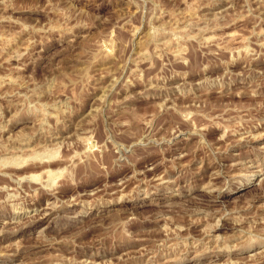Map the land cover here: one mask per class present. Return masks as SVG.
<instances>
[{
    "label": "rangeland",
    "instance_id": "1",
    "mask_svg": "<svg viewBox=\"0 0 264 264\" xmlns=\"http://www.w3.org/2000/svg\"><path fill=\"white\" fill-rule=\"evenodd\" d=\"M160 2L166 11H188L183 0ZM192 2L188 0V4ZM137 3L131 0H79L73 3V0H68L66 5L65 0H61L60 7L65 11L67 7H74L87 12L84 20L89 26L74 27L76 21L71 20L67 24L71 31L63 30L64 17L56 13H51L54 22L49 27L57 30L50 32H32L31 28L21 31L22 24L0 20V35L11 41L7 46L0 41V76H10L16 81L0 88V146H8V156L13 155L12 149L26 148L34 150L37 157L35 161L4 168L7 175H0V187L7 185L11 189L17 188L19 181L16 178L34 177L21 185L20 199H6L10 193L0 192V201H3L0 203V251L6 253L0 258V264H6L9 256L15 259L23 257L25 264H104L105 260H112L113 264H138L139 249L150 248L153 241L165 238L164 233L158 231L164 221L155 218V205L145 208L137 205L135 215L138 219L130 228L139 230L143 225L156 231L140 232L141 240L131 245L117 243L114 246L110 239L101 240L103 233L91 226L81 229L67 225L55 231L54 228L62 218H66L64 213L67 210L76 209L93 217L100 209L116 207L107 202L121 195L127 196L137 185L141 188L148 186L146 182L154 185L156 178L162 175L174 178L180 165L187 166L184 171L194 183L215 185L218 180L214 179V173L220 170L225 160L234 162L241 156H251L252 149L264 146V139H260L250 140L238 148V135L217 141L219 130L214 127L204 133L207 149L197 148L198 137L190 136L191 131L201 128L209 112L220 115L227 107L251 109L247 114L253 118L252 124L259 122L252 129L253 133L264 131V78L259 75L264 72V56L256 60H238L229 67L233 72H243V75H234L231 81L225 77L224 81L205 85L204 89H193L195 97L187 95L186 88L181 89L185 96H180V91L174 87L184 84L182 74L185 72L189 73V82L202 78L204 73L200 68L205 63L210 65L208 75L213 81L215 75H222L224 66L220 61L230 59L233 54L227 49L244 47V37L249 35L252 27L250 19L237 18L247 13L245 0H232V8H229V0H212L211 4L208 0H197V15L203 17L208 14L211 18L215 13H223L226 20L221 21V28L215 33L222 39L202 49L194 43L187 45L189 66L172 54L181 46L175 41L169 46L171 51L166 56L161 52L163 59L153 56L148 60L141 56L143 52L151 54L156 49L148 34L150 12H144L145 7L151 9L153 4L148 0L138 9ZM14 4V10L0 15H10L13 21L27 20L32 25L35 24L34 18L44 15L34 10L33 0H14ZM201 4L208 6L201 7ZM251 7L257 9L259 6L253 0ZM142 17L145 24L141 29ZM233 19H236L235 24L231 23ZM55 21H59V25ZM234 32L237 35L232 36ZM160 39L158 37L157 42ZM217 43L221 46L216 47ZM253 46L256 47L255 43ZM193 48L199 50L193 52ZM158 75L168 77L166 82L160 81L164 87L145 92L140 77L146 81ZM253 81L260 85L257 96L251 95L249 85ZM30 90H35V94ZM237 91L242 94L235 95ZM105 93H108L106 104L111 107L105 106L102 114H97L95 109L101 104L98 98ZM25 96H28L27 101ZM57 100L70 105L72 111L67 118L61 116L59 125L54 116L48 117L46 124L53 125V129L48 131L45 130L46 124L41 123L42 113L21 111L27 103L39 106ZM197 104L200 115H196ZM168 139H172L171 146ZM217 148L226 150L223 157L216 152ZM181 155L182 159H177ZM212 156L220 163H210ZM173 161L177 166L175 169ZM71 164L76 165L75 183L66 174L61 178L62 170ZM260 180L258 176L239 201L232 196H223L221 199L227 202L226 210L231 211L238 203L250 200L256 210L255 215L264 217V208H259L264 203V184ZM50 186H55V196L46 190ZM93 192L95 195H91ZM57 198L60 207L55 210L48 208L49 203H57ZM89 203L92 208H88ZM173 203H179V200ZM14 204L21 205L23 210L14 212ZM125 206L131 207L128 199ZM197 207L204 211L193 214L192 210ZM218 208L222 209L223 205L207 200L199 204L190 202L187 213L181 208L165 209L166 214L175 219V223L169 225L171 228L179 226L183 229L180 236H191L193 240L202 242L198 248H193V240H189L185 258L176 264H231L237 260L239 264H264V258L253 260L247 255L241 258L227 250L238 228L247 227L250 221L245 220L238 225L233 217L220 220L221 226L215 227L216 218L205 219L204 215L216 212ZM16 220L23 223H15ZM99 220L100 217H96V222ZM41 228L47 229L45 236L51 243L36 240V233ZM17 241L22 245L19 253L15 247ZM197 251L201 255L193 259ZM143 260H147V256Z\"/></svg>",
    "mask_w": 264,
    "mask_h": 264
},
{
    "label": "clouds",
    "instance_id": "2",
    "mask_svg": "<svg viewBox=\"0 0 264 264\" xmlns=\"http://www.w3.org/2000/svg\"><path fill=\"white\" fill-rule=\"evenodd\" d=\"M35 3V11L44 13L43 16L34 18L35 24H30L27 20L21 21L16 19L13 21L12 16L10 15H0V20H6L13 22L15 24H22L21 31H27L31 28L32 32H43V31H56V28H50L49 25L53 24L54 18L51 13H56L59 16L64 17V31H71L67 27V24L71 20H75L76 23L74 27H83L87 28L89 25L84 20V17L87 16L85 9H75L74 7H67L66 11L61 9L60 3L61 0H33ZM79 0H73V3H78ZM132 3H137V0H131ZM185 4L188 5V11H166L163 4L160 0H152L153 7L151 9L144 8L145 13L150 12V18L147 20L149 28V37L152 43L156 44V49L153 53L148 54L146 52L141 53V56L145 59L151 60L153 56H161V52L166 56L171 49L169 46L175 41L177 44H180L178 51H174L172 54L177 56L180 61L185 65L189 66L190 61L186 58L187 53L189 52L188 44L194 43L199 46V49H202L220 39L215 33L218 29L221 28V21L226 20V16L223 13H215L209 18L208 14H205L203 17L196 14L197 11V0H193L192 4H188V0H183ZM253 0H245L247 6V13L240 14L237 18L240 20L250 19L252 27L250 29L249 35L244 37L243 43L244 47L227 49V51L232 52V56L228 60H221L220 64L223 65L222 75H215V81L211 79L208 75L210 65L208 63L203 64L200 68V71L204 73L202 78H196L194 83L187 80L189 73L185 72L182 75L184 76V84H176L174 87L180 91V96H185V91L181 90L182 88L187 89V95L195 97V91L204 89L205 85H212L214 83H220L224 81L225 77L231 81V78L235 76L243 75V72L236 71L233 72L230 65L235 64L240 59L250 58L251 60L259 59L261 56H264V0H255L258 4L257 9L251 7ZM67 5L68 0H65ZM148 0H141V3H137L138 9L142 5H146ZM208 3L211 4L212 0H208ZM201 7H207L206 4H201ZM234 7L232 0H229V8ZM10 9H15L14 0H0V13H7ZM66 12L68 14H66ZM227 12V9L224 10ZM165 16L171 17L169 20H164ZM158 22V23H156ZM59 25V21H55ZM232 24L236 23V19L231 21ZM145 20L142 17L140 21V28L144 27ZM140 29H137L139 31ZM135 34V33H134ZM19 35V33H17ZM232 36L237 35V33H231ZM160 37V41L157 42V38ZM255 38V39H254ZM0 41H4L5 46L11 41L4 35H0ZM255 43L256 47L253 46ZM219 43L216 44V47H220ZM257 47L260 49L257 51ZM193 48L192 51L195 52L199 50ZM163 59V56H161ZM172 63V61H169ZM164 67H167L165 65ZM248 66L246 65V68ZM163 72V68L161 69ZM86 75V74H85ZM175 75V74H174ZM261 78H264V72L259 73ZM91 79L90 77H87ZM141 82L144 83L145 92L149 89H160L164 87L160 81H167L168 77L164 75H158L157 77H149L148 80H144L143 77H140ZM153 80L156 82L154 83ZM12 83L15 84L16 81L12 80L10 76H0V88H3L5 84ZM27 86V85H22ZM40 85H37L39 88ZM54 87V85H53ZM252 88L251 95L257 96V89L260 87L259 83L253 81L252 85H249ZM223 89L221 88V91ZM51 91V88L49 89ZM35 94V90H30ZM19 93H15L18 95ZM242 93L237 91L235 95L239 96ZM108 93H105L103 96L98 99L101 101L100 107L95 109L97 114H102V110L105 106L111 107L110 104H106ZM143 96L144 93H141ZM146 98V97H145ZM25 101L28 100V96L24 97ZM166 102V101H165ZM116 103H119L118 101ZM59 105V106H58ZM197 113L196 115L201 114L199 104L196 105ZM264 107V106H262ZM21 111L36 112L42 113V124H46L48 117L54 116L56 124L59 125L62 123L61 116L67 118L71 113L72 109L70 105L61 104L59 100L51 104H37L27 103L26 108H22ZM248 111L251 109L244 110L242 108H231L227 107L221 111L220 115H214L209 112L205 117V120L202 122V126L195 131L190 132V136H197V148L207 149L208 142L204 138V133L210 128L214 127L219 130V135L216 137L217 141H223L229 135L239 136V139L236 141V146L239 148L242 144H247L250 140H260L264 139V131L253 133V128L257 127L259 122L252 124V117L248 116ZM236 114L233 115L232 113ZM244 112L243 115L240 113ZM252 125L248 127L247 125ZM53 129V125L46 124V131ZM39 130V129H38ZM179 135V134H176ZM175 136L173 137V139ZM190 138V137H186ZM167 143L169 146L172 145V139H168ZM226 150L217 148L216 152L219 153L222 157ZM240 151H243L241 148ZM0 152L3 155H0V175H7L3 172L4 168L15 167L22 165L23 163L32 162L37 159L34 155V150L26 148H15L12 149L13 155L8 156L9 152L8 146H0ZM19 153V155H16ZM253 155L251 156H241L239 159L233 161L225 160L221 166L220 170L214 173V179L218 180V183L215 185L208 184H199L194 183L192 179L186 174L184 169L186 165L179 166V172L174 178H165V176H159L156 178V183L153 185L151 182H146L147 187L141 188L137 185L132 192L128 193L127 196L121 195L115 200H110L107 203L109 205H114L116 207L108 209H100L95 213V216L90 217L89 215L81 214L76 209L67 210L64 213L66 218H62L54 228V231L57 229H62L67 225L73 227H78L85 229L86 227H95L99 232H102L101 240L110 239L115 246L117 243L122 245H131L141 240L140 232H151L156 231V229L145 228L143 225L139 230L131 229L130 225L133 221H136L138 218L135 215V209L137 205L140 208L156 206V211L153 213L157 221L163 220V225L158 229L159 232L164 233V239L155 240L152 242V247L150 248H141L139 249V257H137L138 264H160V260H163V264H176V262L182 261L185 258V253L189 250V240H193L191 236H180V232L183 231L179 226L175 229L171 228L169 225L175 223V219L172 215H168L165 212V209L171 211L173 208H181L186 213L189 211L188 204L192 201L199 203H204L207 200H212L214 203L219 202L223 205V208H218L216 212L205 213L204 218L208 219L209 217L216 218L215 227H220V220L235 218V221L238 225H242L245 220L250 221L247 227H239L237 235L230 242V245L227 246L229 252L237 253L238 257H243L247 255L249 259H256L257 257L264 258V217H258L255 215V209L253 208V202L250 200H245L242 204L238 203L231 211L227 209V202L223 201L221 198L225 195L232 196L236 201L240 200V197L245 192L246 188H251L253 182L258 176L261 177L260 183L264 184V146H261L259 149H252ZM177 159H182L178 157ZM210 163H220L216 161L215 156H212ZM201 166H203L201 164ZM174 169L177 167L175 161H173ZM71 169V170H69ZM76 169L75 164L69 165V167L64 168L61 173V178L66 174L67 178L72 180L75 183L74 172ZM151 170V169H149ZM136 175V173H134ZM12 179L11 176L8 177ZM19 183L17 184L16 189H11L7 185L0 187V192H9L10 195L6 197L9 200L20 199V191H23L21 185L24 181H32L34 177L31 176H21L16 178ZM121 184L124 183L123 180L120 181ZM259 186V185H258ZM52 195L55 196L56 188L55 186H50L46 189ZM135 193V196L133 195ZM239 194V195H238ZM95 195V193H91ZM138 198V199H137ZM128 199L131 207L125 206V200ZM179 200V203H173V201ZM3 201H0L2 203ZM145 202H147L145 204ZM48 208L55 210L60 207L59 199L57 198V203H49ZM91 203L88 204V208H92ZM259 208H264V203L259 205ZM21 205L14 204L13 211L18 212L22 211ZM204 209L197 207L192 210L193 214L203 212ZM47 214V213H46ZM96 217H100L99 222H96ZM191 215L189 219H191ZM149 219V217H145ZM91 221V223H86ZM15 223H23L21 220L14 221ZM259 225V226H258ZM46 228H41L36 233V240L46 243H51L49 238L45 236ZM215 239H219L216 237ZM74 242V241H73ZM202 242L193 240L191 247L198 248ZM17 253L20 252L22 245L20 241L16 242ZM6 253L0 251V258L5 257ZM201 253L197 251V259ZM25 256H27V250L25 251ZM147 256V260H143V257ZM123 260V257H120ZM6 264H25V258L15 259L13 256H9L6 260ZM104 264H113L112 260H105ZM231 264H239V260L232 261Z\"/></svg>",
    "mask_w": 264,
    "mask_h": 264
}]
</instances>
